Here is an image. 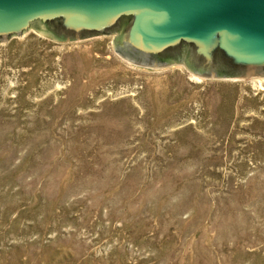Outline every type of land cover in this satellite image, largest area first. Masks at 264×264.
I'll return each mask as SVG.
<instances>
[{
  "label": "rangeland",
  "instance_id": "rangeland-1",
  "mask_svg": "<svg viewBox=\"0 0 264 264\" xmlns=\"http://www.w3.org/2000/svg\"><path fill=\"white\" fill-rule=\"evenodd\" d=\"M114 38L0 43V264H264V87Z\"/></svg>",
  "mask_w": 264,
  "mask_h": 264
},
{
  "label": "water",
  "instance_id": "water-1",
  "mask_svg": "<svg viewBox=\"0 0 264 264\" xmlns=\"http://www.w3.org/2000/svg\"><path fill=\"white\" fill-rule=\"evenodd\" d=\"M124 18L127 27L118 41L115 32ZM37 21H59L70 37L47 35L33 25ZM29 29L65 43L115 34L117 53L150 67L174 63L160 61L159 55L190 44L193 56L181 64L195 75L264 77V0H0V43ZM218 61L243 72H219Z\"/></svg>",
  "mask_w": 264,
  "mask_h": 264
},
{
  "label": "flooded vegetation",
  "instance_id": "flooded-vegetation-1",
  "mask_svg": "<svg viewBox=\"0 0 264 264\" xmlns=\"http://www.w3.org/2000/svg\"><path fill=\"white\" fill-rule=\"evenodd\" d=\"M33 25L38 26L42 28L44 32H46L47 35H51L57 39L65 40L66 38H69V32H67L61 25L59 21H49V22H40L37 21ZM127 27V19L124 18L123 21H121V25L118 30H116L117 37L116 39L119 41L123 35V31H125ZM194 49L193 46L190 44H182L179 48H174L167 50L159 55L160 61H163L164 63H170V62H179V63H189L190 58L193 56ZM193 67V66H192ZM216 68L219 72H223L227 75H238L243 72L242 69L237 68L235 66H232L230 64L218 61V64L216 65ZM194 69V67H193Z\"/></svg>",
  "mask_w": 264,
  "mask_h": 264
},
{
  "label": "bare ground",
  "instance_id": "bare-ground-1",
  "mask_svg": "<svg viewBox=\"0 0 264 264\" xmlns=\"http://www.w3.org/2000/svg\"><path fill=\"white\" fill-rule=\"evenodd\" d=\"M251 84L252 86L256 88H263L264 87V77H258V78H251Z\"/></svg>",
  "mask_w": 264,
  "mask_h": 264
}]
</instances>
